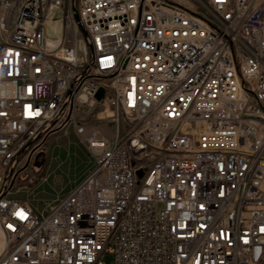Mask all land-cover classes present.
I'll return each mask as SVG.
<instances>
[{"label":"built area","instance_id":"1","mask_svg":"<svg viewBox=\"0 0 264 264\" xmlns=\"http://www.w3.org/2000/svg\"><path fill=\"white\" fill-rule=\"evenodd\" d=\"M196 1L0 0V264H264V0ZM66 127L92 167L39 212Z\"/></svg>","mask_w":264,"mask_h":264},{"label":"rangeland","instance_id":"2","mask_svg":"<svg viewBox=\"0 0 264 264\" xmlns=\"http://www.w3.org/2000/svg\"><path fill=\"white\" fill-rule=\"evenodd\" d=\"M197 8L196 0H178ZM92 167V160L83 141L72 127L53 134L35 158L24 164L15 181L14 196L29 201L37 211L66 195ZM111 260L110 255L104 258Z\"/></svg>","mask_w":264,"mask_h":264},{"label":"water","instance_id":"3","mask_svg":"<svg viewBox=\"0 0 264 264\" xmlns=\"http://www.w3.org/2000/svg\"><path fill=\"white\" fill-rule=\"evenodd\" d=\"M103 94H104V90L101 88V89L98 91V93H97V97H98V98H101V97L103 96ZM138 173H139V175H141V174H142V171L140 170V171H138Z\"/></svg>","mask_w":264,"mask_h":264},{"label":"crops","instance_id":"4","mask_svg":"<svg viewBox=\"0 0 264 264\" xmlns=\"http://www.w3.org/2000/svg\"><path fill=\"white\" fill-rule=\"evenodd\" d=\"M175 1L182 3L181 1H178V0H175ZM182 4H183V3H182Z\"/></svg>","mask_w":264,"mask_h":264}]
</instances>
